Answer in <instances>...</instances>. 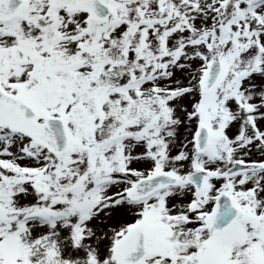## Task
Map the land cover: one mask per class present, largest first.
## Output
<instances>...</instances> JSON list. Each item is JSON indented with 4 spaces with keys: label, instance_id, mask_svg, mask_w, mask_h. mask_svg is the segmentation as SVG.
Masks as SVG:
<instances>
[{
    "label": "snow or ice",
    "instance_id": "6c2138e0",
    "mask_svg": "<svg viewBox=\"0 0 264 264\" xmlns=\"http://www.w3.org/2000/svg\"><path fill=\"white\" fill-rule=\"evenodd\" d=\"M0 264H264V0H0Z\"/></svg>",
    "mask_w": 264,
    "mask_h": 264
}]
</instances>
